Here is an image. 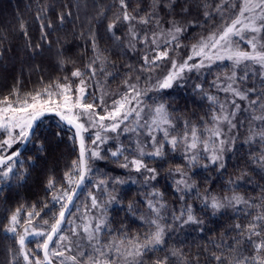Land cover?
Returning <instances> with one entry per match:
<instances>
[{
	"label": "snow or ice",
	"instance_id": "obj_1",
	"mask_svg": "<svg viewBox=\"0 0 264 264\" xmlns=\"http://www.w3.org/2000/svg\"><path fill=\"white\" fill-rule=\"evenodd\" d=\"M26 7L0 28V264H264V0Z\"/></svg>",
	"mask_w": 264,
	"mask_h": 264
},
{
	"label": "trees",
	"instance_id": "obj_2",
	"mask_svg": "<svg viewBox=\"0 0 264 264\" xmlns=\"http://www.w3.org/2000/svg\"><path fill=\"white\" fill-rule=\"evenodd\" d=\"M33 3L34 0H0V28L8 27L14 23V17L18 14L28 15L27 5ZM19 69V64L17 63V71ZM9 71H12L11 64H9ZM4 74V70L0 68V75ZM184 101H181L183 104ZM191 107V104H190ZM231 171V168L229 169ZM122 215V214H121ZM195 234L193 233V237ZM189 244L195 247L196 243L201 241L197 238L193 240L192 237H189ZM11 241L4 237V234L0 232V260L4 258V247L7 244H10Z\"/></svg>",
	"mask_w": 264,
	"mask_h": 264
}]
</instances>
